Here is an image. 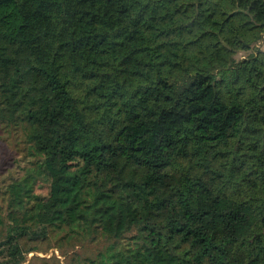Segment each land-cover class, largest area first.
<instances>
[{"label": "trees", "instance_id": "16d2710c", "mask_svg": "<svg viewBox=\"0 0 264 264\" xmlns=\"http://www.w3.org/2000/svg\"><path fill=\"white\" fill-rule=\"evenodd\" d=\"M263 38L264 0H0V264H65L26 257L54 230L66 264H264Z\"/></svg>", "mask_w": 264, "mask_h": 264}, {"label": "rangeland", "instance_id": "374dc122", "mask_svg": "<svg viewBox=\"0 0 264 264\" xmlns=\"http://www.w3.org/2000/svg\"><path fill=\"white\" fill-rule=\"evenodd\" d=\"M15 130L16 128H12V126L10 127V130L3 129L0 124V188H2L11 177L21 174L23 166L30 159L27 154V143L24 142L26 140L24 137L20 136V134H22L21 131ZM36 192L44 193L45 187L39 183L36 186ZM7 231L8 230L6 228H0V238L7 233ZM61 233L62 232L56 230L50 233L48 235V238L50 239L39 243L41 249L39 251L28 253L26 256L27 259L33 255H38L40 257H50L55 255L60 261H63V263L66 264L62 251L71 253L73 249L71 244H66L65 242L62 244L60 243L59 238L62 236Z\"/></svg>", "mask_w": 264, "mask_h": 264}, {"label": "crops", "instance_id": "0c3cea01", "mask_svg": "<svg viewBox=\"0 0 264 264\" xmlns=\"http://www.w3.org/2000/svg\"><path fill=\"white\" fill-rule=\"evenodd\" d=\"M261 45H262V47H264V38H263V41H262V44Z\"/></svg>", "mask_w": 264, "mask_h": 264}]
</instances>
